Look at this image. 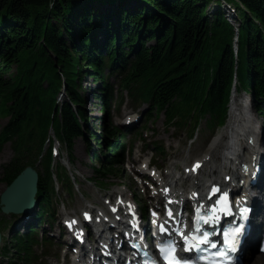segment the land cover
<instances>
[{"label": "trees", "instance_id": "obj_1", "mask_svg": "<svg viewBox=\"0 0 264 264\" xmlns=\"http://www.w3.org/2000/svg\"><path fill=\"white\" fill-rule=\"evenodd\" d=\"M84 76L101 111L91 124ZM235 81L263 115L264 0H0V150L9 142L13 151L0 183L39 158L40 220L54 195L51 123L70 158L77 137L92 148L101 179L121 167L108 117L114 85L149 115L163 110L168 124L195 128L224 121ZM25 228L11 237L8 264H34L35 224Z\"/></svg>", "mask_w": 264, "mask_h": 264}, {"label": "rangeland", "instance_id": "obj_2", "mask_svg": "<svg viewBox=\"0 0 264 264\" xmlns=\"http://www.w3.org/2000/svg\"><path fill=\"white\" fill-rule=\"evenodd\" d=\"M237 22L238 19H237ZM15 71V64H13L12 72ZM81 84L86 88V108L91 116L89 119V124H91L95 118H98L101 115L100 106L98 105L97 101L92 97L91 89L94 87V84L91 83L90 79L87 76H84L82 80L80 81ZM239 83H237V86ZM125 91H122L121 93H118L121 95V97H125L124 94ZM230 94V93H229ZM233 94H235V102L240 103L239 106L243 105L246 101H248V104L252 106L253 100L250 94H246L242 89L239 87L234 89L232 92L231 102L233 101ZM64 98V95L62 97H58L57 101L60 103L61 100ZM126 99V97H125ZM122 108V107H121ZM252 108V107H251ZM134 111L131 110L130 105L126 104L123 107V112L121 116H117L116 120L119 123H123L125 120V117L127 114H133ZM5 114L0 115V126L5 121ZM139 121L142 119L139 117ZM259 120L262 122V119L259 118ZM98 121V120H96ZM136 123V122H134ZM147 125L146 133L144 134L146 138H149V140H157L159 142H162L167 157L169 158V167H172V163L176 162V167L179 169L182 167V162L189 161L195 157H201L204 153L208 151V135L213 131L212 128H208V126H205L204 121L200 124V130L198 134H195V138L192 140H188L189 133L185 129H173L172 127H167L164 117L162 114H160L158 117H155L151 120V122L145 124ZM221 130V128H217L215 130V134L218 133ZM139 143L140 141H137L135 144H137V150L135 151V154L133 157H136V160H134V166H137V164L140 162V159L137 158L138 155V149H139ZM75 161L73 164V170L76 173V177L79 180V183H77L76 187L74 189L75 193H67L63 191L60 184H58L57 188L58 191L62 194L61 203L59 205H64V207L60 206L61 213L64 216L65 212L71 211V212H78L80 209L84 206L89 205H98L103 202L105 197H109L111 193L117 191V190H124L127 194H135L138 195L139 198L142 200L146 199L147 202V196L142 194V188L138 184V178L133 179V167L132 162L128 164L127 167L122 168L117 177L111 178L108 180L107 186H104V188H97L92 183L86 180V178H89L93 174V170L91 168L90 162H89V156L87 152L86 145L82 139H77L75 144ZM12 155V151L9 147V144L6 143L2 150L0 151V166L3 162L8 160ZM163 158L161 157V160ZM62 162H64L63 159H61ZM64 164V163H63ZM95 164V163H93ZM188 165V164H187ZM206 167V163L204 165ZM208 167V166H207ZM106 185V184H105ZM5 188L4 183L0 184V191H2ZM139 203V202H138ZM140 205V204H139ZM58 211H60L58 209ZM30 215H28L29 217ZM2 219V220H1ZM0 220H1V229L3 234L10 235L12 232L13 224V218L11 219L10 214H3L0 212ZM11 224L9 225V221H11ZM56 224H52V233L57 234V228H54ZM20 228V227H19ZM49 228V227H48ZM21 230V228L19 229ZM56 241L58 242V239L56 237ZM53 248L58 250L57 245H53ZM55 252V251H54ZM2 257L0 259V264H7L9 257L8 252L5 254V251L2 253ZM260 255H256L254 257V260L250 262V264H261L259 259H261ZM58 258L55 255H49L47 258L44 257V261L46 264H60L57 262Z\"/></svg>", "mask_w": 264, "mask_h": 264}, {"label": "bare ground", "instance_id": "obj_3", "mask_svg": "<svg viewBox=\"0 0 264 264\" xmlns=\"http://www.w3.org/2000/svg\"><path fill=\"white\" fill-rule=\"evenodd\" d=\"M233 97V101L230 103V108L228 109L229 113L226 125L217 135L213 137V139L209 143V151L207 153H204L203 157L197 158L199 160H202L203 163H208V169H205L203 173L195 177L196 179H198V187L202 188L207 182H209L210 184L218 182L220 177L219 173L221 171L223 172V175H221L222 179L224 177V174H230L233 178L234 174L240 170V166H237L236 158L242 157V154L247 152L249 148L247 143H243V139L246 141L248 139H257V135L255 134L254 130L257 129L256 119L251 114V110H248V108L245 106L248 104V101L245 102V105L243 104L239 106L240 103L235 102V94H233ZM238 138L239 142H241V150L239 151V148L236 150L238 154L236 156L232 145L233 142H236V139ZM218 147L220 149L217 150ZM261 153L264 155V150H262ZM250 162L251 157L248 158L247 161H245L247 165ZM140 168H144V163L141 164ZM240 173L244 174L243 179L245 180L246 172L240 170ZM203 176L205 178H203ZM173 179L175 180L173 181ZM179 179L180 178L172 177V179L170 178L167 185H171L173 182L177 183ZM182 192L183 191H181V193ZM260 193H262V185H260ZM123 195L124 194H122V196ZM99 213L100 212L97 211L96 215L98 218H101ZM260 258V263L264 264V255H262Z\"/></svg>", "mask_w": 264, "mask_h": 264}, {"label": "snow or ice", "instance_id": "obj_4", "mask_svg": "<svg viewBox=\"0 0 264 264\" xmlns=\"http://www.w3.org/2000/svg\"><path fill=\"white\" fill-rule=\"evenodd\" d=\"M197 167H199L198 164L194 166L193 170H195V168H197ZM218 191L219 190L216 188L212 189L213 193H216ZM227 199H228V197H227V194L225 193L223 196H221L220 200H218L216 202V204L219 205L221 200L224 201V207L220 208L219 211L224 212L225 215L231 214L230 209L227 207ZM216 212H217V208L213 207L210 210V214L207 217H204V216H200V214H199L200 210L197 209V218H198V220H203L205 224H208L211 226V224L213 223V217L215 218V221H219V219H220L219 216H216ZM247 212H248L247 208H244V207L240 208V215L242 218L246 217ZM85 215L87 218V214H85ZM168 215L171 216L172 213L169 212ZM72 223H75V221H73ZM69 227H71V225H69ZM160 230H161V232H163L164 227L161 226ZM195 231L201 232V229L199 227H196ZM210 235H212V234L207 232V231L202 232V235L199 238L197 236L193 235L191 237V240L192 241H198V242L192 246L195 247L197 250H200L201 245H207L211 249L217 248V244L210 241ZM242 235H243V225L242 224L240 226L235 227V228H229L226 231H224L223 243H224L227 251H230V252L236 251L237 245L240 243ZM185 242H186V244L190 243L188 237H185ZM225 248H222L218 253H216V255H219V256L226 255ZM159 250H160L163 258L168 262V264H180V262L177 261L174 256H172V258L169 259V255H167V253L175 251V248L172 246L171 243L167 244L166 246H160ZM188 250H189V248L186 247L185 251H188ZM184 264H188V262L185 261Z\"/></svg>", "mask_w": 264, "mask_h": 264}, {"label": "water", "instance_id": "obj_5", "mask_svg": "<svg viewBox=\"0 0 264 264\" xmlns=\"http://www.w3.org/2000/svg\"><path fill=\"white\" fill-rule=\"evenodd\" d=\"M38 172L25 166L20 173L0 192V209L3 213L25 214L36 204ZM1 242V232H0Z\"/></svg>", "mask_w": 264, "mask_h": 264}]
</instances>
